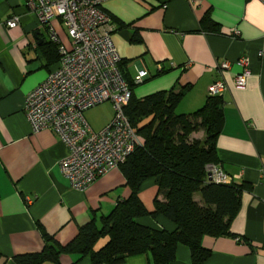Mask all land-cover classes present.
Segmentation results:
<instances>
[{"label": "crops", "instance_id": "0c3cea01", "mask_svg": "<svg viewBox=\"0 0 264 264\" xmlns=\"http://www.w3.org/2000/svg\"><path fill=\"white\" fill-rule=\"evenodd\" d=\"M101 7L115 26L112 39L123 75L132 81L139 70L148 73L133 88L137 98L189 86L175 109L189 114L204 104L209 85L217 80L226 84L220 94L224 120L216 140L217 165L230 182H244L251 190L242 193L231 222L234 236L202 238L210 250L203 264H264V54L258 55L264 51V0H105ZM206 13L217 24L216 33L201 30ZM13 15L19 16L17 26L0 25V264H15V255L39 252L44 245L41 228L67 243L79 226L93 218L99 223L100 216L130 194L119 167L83 192L71 189L59 166L69 153L67 146L49 129L31 130L25 97L57 66V52L48 44L46 26L23 0H0V22ZM51 25L69 49L71 39L60 19ZM241 57L248 58L251 73L245 87L237 88L233 77L243 70L237 62ZM223 60L230 68L219 73L217 64ZM113 113L111 103L103 102L84 115L98 131ZM192 135L202 140L198 132ZM155 192L154 179H146L139 197L147 209L153 208ZM138 221L174 228L163 216ZM102 239L101 245L106 242ZM60 262L90 264L75 254L61 255ZM121 264H150V259L135 255ZM170 264H191L188 248L178 246Z\"/></svg>", "mask_w": 264, "mask_h": 264}, {"label": "trees", "instance_id": "16d2710c", "mask_svg": "<svg viewBox=\"0 0 264 264\" xmlns=\"http://www.w3.org/2000/svg\"><path fill=\"white\" fill-rule=\"evenodd\" d=\"M200 25L205 33L217 31V24L208 13ZM48 44L57 52L58 65V45L52 40ZM120 63L118 68L131 89L124 113L142 140V145L118 165L130 188L129 196L100 216L99 223L93 218L79 226L76 235L65 244L41 228L43 248L15 255V264H61V255L73 254L79 259L87 257L90 264H121L126 258L141 254L149 256L150 264H170L178 246L188 248L191 264H203L210 255L201 243L204 236H234L231 222L239 211L242 193L250 191L251 186L244 182H209L206 170L208 165L218 164L216 140L224 120L222 96L208 95L194 112L176 113L189 86L137 98L133 94L136 83L123 75ZM199 131L204 133L202 140L191 137ZM149 178L156 185L152 209H147L139 197L142 183ZM145 216H163L174 228H156L138 221ZM102 238L106 242L96 248Z\"/></svg>", "mask_w": 264, "mask_h": 264}, {"label": "built area", "instance_id": "2783aa9c", "mask_svg": "<svg viewBox=\"0 0 264 264\" xmlns=\"http://www.w3.org/2000/svg\"><path fill=\"white\" fill-rule=\"evenodd\" d=\"M23 1L39 24L46 26L60 55L58 65L25 97V115L33 132L49 129L67 146L69 153L59 162L60 170L71 189L83 192L142 145L124 113L131 89L118 68L122 57L112 39L115 26L101 7L105 0ZM54 18L60 19L71 39L69 49L51 25ZM18 23L19 16L13 15L0 25L13 28ZM237 62L243 70L233 77V84L244 88L251 73L249 60L241 57ZM229 68L228 60L217 64L219 73ZM147 75L145 69L139 70L133 82L139 84ZM226 89L224 81L217 80L207 90L209 95H220ZM103 102L111 103L113 117L95 131L84 113ZM206 170L209 182H230L218 165H208Z\"/></svg>", "mask_w": 264, "mask_h": 264}, {"label": "rangeland", "instance_id": "374dc122", "mask_svg": "<svg viewBox=\"0 0 264 264\" xmlns=\"http://www.w3.org/2000/svg\"><path fill=\"white\" fill-rule=\"evenodd\" d=\"M198 133H199V135H202V138H201V139H203V138H204V133H203V131H199ZM191 137H194V136L192 135ZM195 197L198 198V197H200V196H199V194L197 193V194L195 195ZM103 242H104V239L100 240V242H99L98 244H96V248L100 247V245H101ZM101 246H102V245H101Z\"/></svg>", "mask_w": 264, "mask_h": 264}]
</instances>
